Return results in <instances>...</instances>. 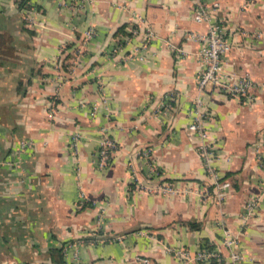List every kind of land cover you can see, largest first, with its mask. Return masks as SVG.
<instances>
[{
	"label": "crops",
	"instance_id": "0c3cea01",
	"mask_svg": "<svg viewBox=\"0 0 264 264\" xmlns=\"http://www.w3.org/2000/svg\"><path fill=\"white\" fill-rule=\"evenodd\" d=\"M208 1L0 0V264H264V0ZM214 21L245 95L196 87Z\"/></svg>",
	"mask_w": 264,
	"mask_h": 264
},
{
	"label": "built area",
	"instance_id": "2783aa9c",
	"mask_svg": "<svg viewBox=\"0 0 264 264\" xmlns=\"http://www.w3.org/2000/svg\"><path fill=\"white\" fill-rule=\"evenodd\" d=\"M81 1V0H76ZM84 1V0H83ZM197 4V10L194 14L196 20H208L211 18L212 12L217 8L218 4L214 1L208 0H195ZM92 30L86 32L87 36L92 35ZM202 45L197 52L198 59L203 63V67L199 70L197 76L196 87L200 92H213L216 90H223L231 96H241L247 94L248 88L251 82L247 79H238L233 82H225L222 79V60L223 55L229 50L230 43L226 38L225 28L221 23L214 21L211 22L209 30L206 34L200 37ZM200 103L201 101L197 99ZM197 111L193 120L188 124V127L195 131L201 138L198 143V149L201 156L204 158L207 167H209L211 160L213 159L214 152L211 150L210 145L207 143L209 134L204 128L205 115L201 111ZM30 142H21L20 146L25 149ZM101 157L102 163L105 161L108 146H111V142L105 138L102 141ZM214 177V183L219 187H228L229 182L224 180L220 181L217 173L212 170ZM164 191H172L173 188L168 185L158 186ZM224 243L231 248L230 252V264H239L241 255L235 238L229 236V233L225 234ZM145 263L148 259H143Z\"/></svg>",
	"mask_w": 264,
	"mask_h": 264
},
{
	"label": "trees",
	"instance_id": "16d2710c",
	"mask_svg": "<svg viewBox=\"0 0 264 264\" xmlns=\"http://www.w3.org/2000/svg\"><path fill=\"white\" fill-rule=\"evenodd\" d=\"M29 1L30 0H16L17 2V5L19 8H29L30 4H29ZM4 35L0 34V40L1 41H5L4 38H2ZM61 250V249H60ZM51 254L54 253V252H57V248L56 249H51ZM61 254V252H60ZM63 262L61 261L60 264H62Z\"/></svg>",
	"mask_w": 264,
	"mask_h": 264
}]
</instances>
